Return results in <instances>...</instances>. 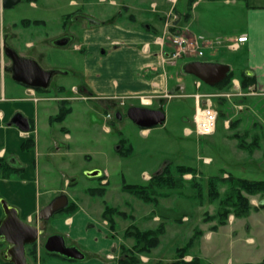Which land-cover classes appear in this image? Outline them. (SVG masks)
I'll return each instance as SVG.
<instances>
[{
  "label": "rangeland",
  "instance_id": "1",
  "mask_svg": "<svg viewBox=\"0 0 264 264\" xmlns=\"http://www.w3.org/2000/svg\"><path fill=\"white\" fill-rule=\"evenodd\" d=\"M73 1L77 5L73 6ZM179 1L173 12L175 11L180 20V15L176 11L178 9L182 13L187 12L189 0ZM35 4L36 7L18 5L6 16H0V37L3 31L9 32L12 45L19 48L21 55L36 59L45 71L58 72L47 93L51 96L43 97H53V100L57 98L59 101L72 94L73 87H84L87 91L83 85L86 80L83 78L88 58L85 53L75 50V46L82 45L83 32L89 29V26L79 16L88 15L98 20L101 23L100 27L118 26L145 30V25L151 24L152 18L159 14L160 10L165 13H170L172 10L168 0H108L103 3L99 0H36ZM201 5L202 10L207 7L206 4ZM141 7L145 9V15L139 13ZM77 15L79 18L76 20ZM206 16L208 17L205 18L201 14L200 20L197 21L196 28L203 33H207L216 25L215 18L220 20L217 15ZM24 19L38 20L42 23L27 26L22 24ZM160 23L155 25L162 30L164 28L162 22ZM226 23V20L221 21L222 26H226ZM173 24L175 23L169 24V29ZM163 27L166 31V25ZM172 30L184 31L182 25ZM66 36L71 38L69 46L58 47L53 44L60 37ZM27 44H33L31 49L26 48ZM239 56V53L234 54L226 49H219L202 59L233 63V60L238 59ZM231 66L234 75L239 77L241 69ZM166 71L169 74L168 82L173 96L153 106L165 112L166 121L163 125L151 128L145 137L141 134L142 129L128 117L122 123L115 120L116 111L126 115L127 109L131 108L128 103L123 106L124 101L116 102L117 104L100 101L103 104L101 106L80 100L73 103L76 116L69 119L67 127L76 141L73 147L75 152L71 157L72 165L77 170L71 180L76 182L65 186V179L61 174L50 176L44 171L42 173L44 177L41 178L42 194H44L42 204L57 197V192L61 190L59 194H66L71 202H90L92 205L89 210L92 213L89 210L88 213L96 214L98 219H100V211H104L106 205L125 212L126 217L116 218L117 226L113 231L108 221L102 217L103 225L110 231L111 239L116 242L114 246L121 247L119 253L115 255L118 264L117 256H123L122 246L131 249L134 244L132 240L123 237L128 227L135 225L146 230L157 228L163 223L166 224V232L161 237L160 246L149 255L139 256L141 264H169L177 261L178 250L185 248L191 240L193 247L186 252L184 262L199 259L203 264H260L264 258V207L253 211L248 217L232 226L227 224L212 231L218 220H205L206 213L210 217L215 216L219 208L218 202H210L205 194L206 201L202 204L194 197L197 195L196 190L189 184L185 185L182 192L180 191L181 194L175 191L170 193L171 196L161 198L157 207L145 204L123 190L124 184L147 185L151 177L160 172L167 163L196 168L207 177L218 176L220 170L225 169L222 172L226 175L231 173L238 178L264 180V173L253 172L264 171L262 100H250L243 104L242 109L235 103V96L225 99L222 104L217 102L219 112L224 113L223 119L229 121V130L226 132L224 129L226 121L218 119V129L213 135L202 138L195 135L188 136L185 129H193L195 109V101L189 95L203 92L222 94L227 89L210 87L192 76L183 75L181 65L174 68L167 67ZM111 78L109 80L112 85ZM3 80L6 85H14L9 77ZM3 80L0 79V82ZM69 102L61 101V106L64 103L67 106ZM83 110L85 112H82ZM233 124L235 127H232ZM254 124L257 125L255 130ZM105 126L110 128V133H105ZM253 137H256L257 145L260 143L261 146H252ZM119 139L126 142L122 151L128 152V148L132 147L129 155L118 153ZM85 154L91 158H86ZM229 158L231 163L223 162V159L229 160ZM93 167H95L93 171H107L109 177L106 175L101 179L89 178L88 168ZM257 168L259 169L256 170ZM184 179L189 181L192 175H187ZM10 180L14 181V179ZM107 181L109 185L106 184ZM205 183L206 180H202L201 184ZM101 187L106 189L104 196L87 194L88 189ZM225 189L226 187H223V191ZM50 191L57 192L52 194L49 193ZM261 199L262 197L252 198L251 203L259 207ZM67 216L66 212H62L53 220L63 221ZM233 218L234 216H230L228 223L233 221ZM51 232L52 230L48 229V233ZM250 238L254 240V244L248 242ZM44 256L49 255L46 252ZM1 261L0 257V263L4 264Z\"/></svg>",
  "mask_w": 264,
  "mask_h": 264
},
{
  "label": "crops",
  "instance_id": "2",
  "mask_svg": "<svg viewBox=\"0 0 264 264\" xmlns=\"http://www.w3.org/2000/svg\"><path fill=\"white\" fill-rule=\"evenodd\" d=\"M189 1L187 12L182 13L177 9L176 12L181 19L174 23L177 27L182 25L183 32L190 38L217 39L228 37L236 39L241 36L247 37V41L239 44L236 49H230L228 44L221 43L215 48L207 49L205 56L202 57L210 56L219 49H226L234 54L239 53V58L233 60V63L222 62L231 69V65L241 69L239 77H236L234 71L231 70L230 75H233L232 86L222 94H237L238 88L241 89L242 82L247 81L250 83L254 95H234L235 103L241 108L244 103L259 99L264 105V0H196L190 12L188 11ZM72 4L73 6L77 5L75 1ZM201 4H206L207 7L202 10L200 9ZM32 6L36 7L35 4ZM144 11V8H139V13L142 15H145ZM159 12L152 18L151 24L145 25V30L118 26H91L83 32L82 45L75 46V50L85 53L88 58L83 78L86 80L83 85L87 91L84 87H73L72 94L61 100L70 101L68 104L71 109L61 124L51 121L60 111L61 101L59 99L40 100L36 103L32 100L34 92L15 81H13L14 85H6L3 80L6 78L3 76L0 78L3 80L0 82V157L5 158L9 165H21L24 168V173L14 181L0 180V194L19 210L20 217L24 221L32 223L37 218L39 211L50 202L42 204L44 194H42L43 183L41 178L44 177L42 175L44 171L50 176L56 173L61 174L65 179V186H70L76 182L71 180L77 173L71 161L72 154L75 152L73 147L76 141L71 130L67 127L69 119L76 116L73 107L74 102L80 100L97 103L101 106L103 104L100 101L114 102V104L124 101L123 106L128 103L131 107H144L137 97L153 96L152 105L144 107L152 109L155 108L153 107L155 104L157 105L173 96L168 82L169 74L166 71V68L171 65L165 63L166 55L172 51L169 41L164 39L165 27L163 26L166 25L165 20H167L168 13L161 10ZM187 14H189L188 18H186ZM201 14L205 18L208 17L207 14L217 15L221 21H227L226 26H222L221 21L215 18L216 25L207 33H203L196 28ZM160 22L164 28L162 29L163 32L155 25V23L160 25ZM163 39L164 41H162ZM160 41L164 43L163 46L159 43ZM32 46L33 44H27L26 48L31 49ZM202 58L182 60L171 68L178 65H181L182 68L184 64L191 61L221 63L203 60ZM182 74L185 75L183 71ZM110 77L114 78H111L113 80L112 85L109 80ZM74 88L78 89L77 93L73 92ZM243 91L241 89V92ZM214 93L218 92L190 94L189 97L194 99L197 94ZM35 96L48 98L43 96L51 95L47 93L40 95L36 92ZM225 99L229 98L215 99V107L218 109L216 103L221 102L222 104ZM262 113L264 116V112ZM16 115H22L27 122L23 124L21 122L23 120L18 119L19 125L10 126L9 120ZM255 126L257 127L254 124L253 129L256 128ZM232 127H235V124ZM224 129L226 132L229 130V121L225 122ZM186 130L188 131L189 128L185 129V133ZM104 131L105 133L111 132L107 126L104 127ZM149 132L150 129L142 130L141 134L145 137ZM24 133H27L28 137H25L26 134ZM26 142H31L33 147L29 150H23ZM257 142L256 137H253L252 146H261L260 143L257 145ZM118 144L120 145L119 151L126 146V142H122L120 139ZM128 149L131 151L132 147ZM119 151L118 153H120ZM85 155L86 158H91L89 155ZM232 158L234 157L232 156ZM230 161L231 158L229 160L223 159V162L227 164L228 162L231 163ZM88 169V171L93 172L95 167ZM220 171H225V169ZM253 172L255 174L264 173V171L259 170ZM101 173V177L97 179L106 175L109 177L107 171H101ZM225 177H228V174H225ZM60 191H50L49 193L57 192L59 195ZM74 203L77 206V211L68 214L63 221L52 220L48 229L52 230V235L63 236L66 245L78 249L84 254L85 259H60L51 255L46 257L44 256V248L40 243L38 245L37 264H118L117 260L115 261V255L119 253V246H114L116 242L111 239L110 231L103 225V210L100 211V219H98L96 214L88 213L92 205L90 202L76 201ZM2 219L3 211L0 208V221ZM240 221L241 219L233 218V221H229L227 226H232ZM248 242L254 244V240L251 238L248 239ZM117 259H119V255Z\"/></svg>",
  "mask_w": 264,
  "mask_h": 264
},
{
  "label": "trees",
  "instance_id": "3",
  "mask_svg": "<svg viewBox=\"0 0 264 264\" xmlns=\"http://www.w3.org/2000/svg\"><path fill=\"white\" fill-rule=\"evenodd\" d=\"M92 1V0H90ZM196 0H190L188 11L190 12L192 6ZM218 1V0H212ZM189 14L186 15V18ZM42 21H31L24 19L22 21L23 25L39 24ZM233 75L225 80L223 83L219 84L215 88L218 89H229L232 86ZM242 89L247 91L250 87V83L243 81ZM43 92V91H40ZM222 100V99H221ZM221 103V102H220ZM71 109L66 103L61 106L60 111L56 117L51 121L62 123L69 115ZM223 111L219 112V119H223ZM224 120V119H223ZM219 121V120H218ZM227 120H224V122ZM26 144V145H25ZM23 146V150H29L33 147L31 142H26ZM121 154L127 156L128 152L120 150ZM24 173V168L21 165H9L5 158L0 157V180H10L17 179ZM224 172L218 176H204L201 171L190 166H175L171 163H167L163 169L157 174L153 175L148 181L147 185H128L124 184L123 190L140 200L145 204L153 205L157 207L160 203L161 198H167L171 196V192L183 191L186 184L191 185V187L196 190L195 198L199 199L202 204L206 201V197L210 202H218L219 208L215 216L210 217L206 213L207 218L205 220L209 221L212 219L218 220L217 224L212 227V231L218 229V227L226 226L230 216H234L236 219H243L248 217L253 211L264 207V180H249L245 178H238L232 174H228L225 177ZM192 175V179L186 181L185 176ZM202 180H206L204 185L201 184ZM223 187H226L223 191ZM206 190V191H205ZM106 189L96 188L89 189L87 193L91 196H104ZM180 192V194H181ZM205 194L207 196L205 197ZM262 197L261 206L255 207L251 200L252 198ZM0 199H3L0 194ZM1 208V206H0ZM77 211V206L74 202L70 201L69 208L64 211L66 214H73ZM125 212H121L119 209L114 207L105 206L102 217L105 221H108L109 227L116 230V218L126 217ZM166 232V224L163 223L159 227L154 229L142 230L135 225L128 227L123 234L125 239L132 240L134 242L131 249H126L122 246L123 256L119 259V264H141L139 256L149 255L153 250L157 249L161 244V237L164 236ZM192 240L188 242L185 248L178 250V260L173 261L169 264H203L199 259H194L191 262H184L183 259L186 252L192 248ZM27 252L30 260L37 264L38 263V248L37 245H31L27 247ZM260 264H264V258Z\"/></svg>",
  "mask_w": 264,
  "mask_h": 264
},
{
  "label": "water",
  "instance_id": "4",
  "mask_svg": "<svg viewBox=\"0 0 264 264\" xmlns=\"http://www.w3.org/2000/svg\"><path fill=\"white\" fill-rule=\"evenodd\" d=\"M11 2L6 5V2ZM21 0H4V8L9 9L20 3ZM90 26H100V22L90 19ZM71 42L68 37L54 41V45L58 47H66ZM14 66L11 70L12 80L31 90H42L47 92L50 89L53 78L58 74L57 71H45L42 69L38 61L30 57H21L18 52L11 49ZM0 64V70H2ZM182 71L185 75L192 76L210 87H216L223 83L231 74V68L222 63H214L207 61H192L184 64ZM15 117H19L16 118ZM128 117L137 127L142 130H148L160 125L166 121V114L160 109H149L144 107H131L128 109L126 116L121 112L115 113V120L122 123ZM18 119L23 124L26 119L22 115H16L9 123L19 125ZM101 171H93L87 174L89 178L101 177ZM69 197L62 193L52 199L45 207H43L37 216L38 224H32L24 221L20 217L19 210L12 206L6 199H0V206L3 211V220L0 224V243H7L9 249L4 258L11 264H31L28 261L26 250L28 246L38 244L39 239L43 236L48 228L52 218L66 211L69 208ZM57 243L58 248L54 252L63 254L68 259L84 260L85 256L76 248L68 247L65 238L61 235H53L45 244L44 249L51 251V244ZM75 251L72 255H66V251Z\"/></svg>",
  "mask_w": 264,
  "mask_h": 264
},
{
  "label": "built area",
  "instance_id": "5",
  "mask_svg": "<svg viewBox=\"0 0 264 264\" xmlns=\"http://www.w3.org/2000/svg\"><path fill=\"white\" fill-rule=\"evenodd\" d=\"M100 2H107L108 0H99ZM172 5V10L168 13L166 22V31L164 32V39L169 41L172 51L168 53L165 57V63L171 66H176L182 60H191L193 58H202L205 56V52L207 49L215 48L217 45L221 43L228 44L230 49H236L239 44L247 41L246 36H241L239 38H217V39H207L203 37L198 38H190L186 33L182 31L172 30L173 28H177L175 24L170 26L169 24L174 23L178 20V16L173 12V9L176 7L179 0H168ZM164 39L162 41H164ZM162 46L164 43L159 42ZM200 86V84H198ZM242 89V86H241ZM241 89L238 88V93H230V94H197L194 96L195 99V109L193 115V129L186 130V134L188 136L195 135L196 137H207L211 136L217 130L218 119H219V111L214 105V100L218 98H230L234 95H243V96H252L254 95V91L252 88H248L247 91L241 92ZM243 90V89H242ZM34 92L32 100L34 102H39L40 100H50V98H38L35 96ZM74 93H77V88L73 89ZM246 92V93H245ZM53 100V98H51ZM142 106L149 107L152 105V101L154 99L153 96H140L137 97ZM110 118V117H108ZM25 137L27 133H24Z\"/></svg>",
  "mask_w": 264,
  "mask_h": 264
},
{
  "label": "flooded vegetation",
  "instance_id": "6",
  "mask_svg": "<svg viewBox=\"0 0 264 264\" xmlns=\"http://www.w3.org/2000/svg\"><path fill=\"white\" fill-rule=\"evenodd\" d=\"M35 2H36V0H21L20 1V3L18 4V5H23V6H32L33 4H35ZM11 4V2H9V1H7L6 2V5H10ZM18 5H16V6H13V7H11V8H9V9H5L4 8V0H0V16H6L7 15V13L8 12H10V11H12L15 7H17ZM36 5V4H35ZM84 22H86L87 23V25L89 26V27H91L90 26V23H89V21H90V19H94V18H91V17H89L88 15H81V16H79ZM78 17V15L76 16V20L79 18ZM34 21H38V20H34ZM100 25H101V23H100ZM7 29H8V27H7ZM2 36L0 37V64H1V66H2V70H0V78L3 76V77H9V78H12V76H11V70H12V68H13V66H14V61H13V57H12V52H11V50H10V48L11 49H14V50H16L17 52H18V54L21 56V57H27V56H23V55H21L20 53H19V48H16V47H14V45H12V43H11V37H10V34H9V32H7V31H3L2 32V34H1ZM65 38V37H64ZM68 38H70V37H68ZM22 47V46H21ZM31 58V57H30ZM39 63V62H38ZM53 80H54V78H53ZM53 80H52V82H51V85H50V89H51V86H52V83H53ZM50 89L47 91V92H40V91H42V90H35V93L37 92V93H48L49 91H50ZM29 90H31V89H29ZM78 90V89H77ZM39 98V97H38ZM50 98H53V97H50ZM152 109H154V110H156L157 108H152ZM128 110V109H127ZM127 112V111H126ZM126 116V115H125ZM14 118V116L13 117H11V119L9 120V122L8 123H10L11 121H12V119ZM16 118V120H17V118H19V117H15ZM126 118V117H125ZM106 184H108V181L106 182ZM3 220V219H2ZM2 220L0 221V224H1V222H2ZM53 220V218L51 219V221ZM50 221V222H51ZM27 222V221H26ZM32 224H38V219L36 218L33 222H32ZM49 225H50V223H49ZM49 225H48V227H49ZM51 236H53L51 233H48V228H47V231H46V233L43 235V236H41L40 237V239H39V241H40V243H41V245H42V248H44L45 247V244L47 243V240L51 237ZM37 245V248H38V244H36ZM0 247L2 248L1 250H0V257H1V259H2V261L1 262H3L4 264H11L10 263V261H8V260H6L5 258H4V254H6L7 253V251H8V249H9V245L7 244V243H0ZM68 247H70L69 245H68ZM55 248H58V245H57V243H54V244H51V251L52 252H49V251H46L45 249H44V251H45V253L47 252L48 253V255H51V256H55V257H58V258H64V259H68L67 257H65L63 254H58L57 252H54V249ZM73 248V247H72ZM119 248H121V247H119ZM75 253V251H66V255L68 256V255H73ZM26 255H27V258H28V261L30 262L31 260H30V258H29V256H28V252H27V250H26ZM119 259H121V257H119ZM31 264H34L32 261L30 262ZM1 264V263H0Z\"/></svg>",
  "mask_w": 264,
  "mask_h": 264
}]
</instances>
